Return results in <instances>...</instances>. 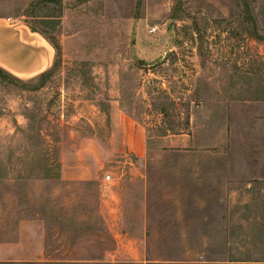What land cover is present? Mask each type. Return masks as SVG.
Instances as JSON below:
<instances>
[{
  "label": "rangeland",
  "instance_id": "1",
  "mask_svg": "<svg viewBox=\"0 0 264 264\" xmlns=\"http://www.w3.org/2000/svg\"><path fill=\"white\" fill-rule=\"evenodd\" d=\"M0 19L54 50L42 78L0 76V260H33L0 264H264V0H0Z\"/></svg>",
  "mask_w": 264,
  "mask_h": 264
},
{
  "label": "crops",
  "instance_id": "2",
  "mask_svg": "<svg viewBox=\"0 0 264 264\" xmlns=\"http://www.w3.org/2000/svg\"><path fill=\"white\" fill-rule=\"evenodd\" d=\"M54 59L51 45L39 37L38 32L26 24L14 23L12 19H0V67L20 79H32L49 70ZM127 247V246H126ZM33 262V260H0L1 262ZM43 262L42 260H38ZM44 262L79 264L103 262L109 264L139 263L131 258L108 260L56 259Z\"/></svg>",
  "mask_w": 264,
  "mask_h": 264
},
{
  "label": "trees",
  "instance_id": "3",
  "mask_svg": "<svg viewBox=\"0 0 264 264\" xmlns=\"http://www.w3.org/2000/svg\"><path fill=\"white\" fill-rule=\"evenodd\" d=\"M48 41L54 46L56 51H58L57 45L54 42H52L51 40H49V39H48ZM49 72H50V69L47 70L46 72L40 74L38 77L42 78L43 76L49 74ZM0 76H5V77L11 78V79H15V80H17V79L19 80L20 79V78H18L16 76L12 75L11 73L7 72L6 70L2 69L1 67H0Z\"/></svg>",
  "mask_w": 264,
  "mask_h": 264
},
{
  "label": "built area",
  "instance_id": "4",
  "mask_svg": "<svg viewBox=\"0 0 264 264\" xmlns=\"http://www.w3.org/2000/svg\"><path fill=\"white\" fill-rule=\"evenodd\" d=\"M111 179V175L110 174H107L106 176H105V180H110Z\"/></svg>",
  "mask_w": 264,
  "mask_h": 264
}]
</instances>
